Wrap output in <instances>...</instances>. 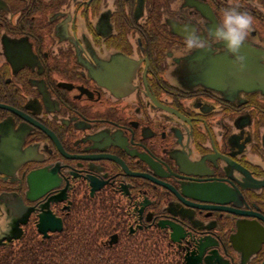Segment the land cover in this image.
<instances>
[{"label": "flooded vegetation", "instance_id": "1", "mask_svg": "<svg viewBox=\"0 0 264 264\" xmlns=\"http://www.w3.org/2000/svg\"><path fill=\"white\" fill-rule=\"evenodd\" d=\"M237 3L243 55L264 56V0H0V153L20 160L10 175L0 157V194L29 209L20 237L81 218L106 247L158 240L168 264H264V90L199 82L231 57L184 45Z\"/></svg>", "mask_w": 264, "mask_h": 264}, {"label": "trees", "instance_id": "2", "mask_svg": "<svg viewBox=\"0 0 264 264\" xmlns=\"http://www.w3.org/2000/svg\"><path fill=\"white\" fill-rule=\"evenodd\" d=\"M0 264H168L165 250L155 240L153 251L131 247H106L81 218L48 238L26 233L0 244Z\"/></svg>", "mask_w": 264, "mask_h": 264}, {"label": "water", "instance_id": "3", "mask_svg": "<svg viewBox=\"0 0 264 264\" xmlns=\"http://www.w3.org/2000/svg\"><path fill=\"white\" fill-rule=\"evenodd\" d=\"M242 53L243 50L241 49ZM256 51L253 48H250V56L244 55V67L243 69L237 70L233 64L232 59H224V62L221 61L215 63V61L210 60L207 63H202L198 67V81L205 83V85L225 93H238L241 91H247L249 89H261L264 90V65H261L259 60L263 59L260 53L254 55L253 52ZM247 54V52L245 53ZM247 57V58H246ZM3 156V160L6 161V168L9 166L7 173L14 175L16 166L20 163V160H15L13 156H8L6 154L0 153V157ZM5 168V169H6ZM4 171L0 168V172ZM31 175V174H30ZM32 174V183L29 184V191L27 193L28 198L33 199L36 194L37 184L34 183V178ZM191 188V187H189ZM188 188V189H189ZM46 188H43L42 191H45ZM186 189L184 192H188ZM194 192H198V187L192 188ZM189 195H194L198 198V194L188 193ZM0 203L3 204L4 208L6 207L7 211H10L11 221L9 228L4 230L0 234V244H4L6 241L12 239H18L22 235V230L18 226L20 223L26 221L27 215L29 214V209L25 208L22 203L21 198L16 195H7L0 194ZM44 224V219L37 224L38 230L42 233L43 236L46 235V228L42 226ZM158 225L160 227H169L171 229L170 238L175 240L178 238L177 226L170 221H159ZM47 229L52 231L61 229V221L58 219L55 225L49 226ZM207 246H202V249H206ZM186 259V258H185ZM186 264H191L189 260L186 259Z\"/></svg>", "mask_w": 264, "mask_h": 264}, {"label": "clouds", "instance_id": "4", "mask_svg": "<svg viewBox=\"0 0 264 264\" xmlns=\"http://www.w3.org/2000/svg\"><path fill=\"white\" fill-rule=\"evenodd\" d=\"M253 29V17L239 10V4L224 8L217 24L210 28L206 35L188 31L184 36V45L189 50L211 47V42L222 43L226 54L231 57L233 66L244 67V55L241 51L246 37Z\"/></svg>", "mask_w": 264, "mask_h": 264}, {"label": "rangeland", "instance_id": "5", "mask_svg": "<svg viewBox=\"0 0 264 264\" xmlns=\"http://www.w3.org/2000/svg\"><path fill=\"white\" fill-rule=\"evenodd\" d=\"M5 221H4V219H3V214H1L0 215V234L4 231V230H6L5 229ZM16 239H14V240H12V241H15ZM10 241H6V242H4V244H7V243H9Z\"/></svg>", "mask_w": 264, "mask_h": 264}]
</instances>
